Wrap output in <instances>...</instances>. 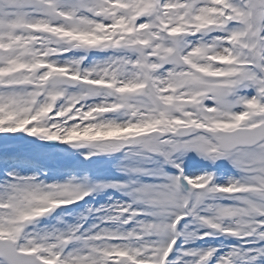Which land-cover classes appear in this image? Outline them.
<instances>
[{
	"label": "snow or ice",
	"instance_id": "snow-or-ice-1",
	"mask_svg": "<svg viewBox=\"0 0 264 264\" xmlns=\"http://www.w3.org/2000/svg\"><path fill=\"white\" fill-rule=\"evenodd\" d=\"M0 264H264V0H0Z\"/></svg>",
	"mask_w": 264,
	"mask_h": 264
}]
</instances>
